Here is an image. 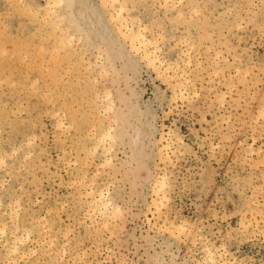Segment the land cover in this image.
Returning <instances> with one entry per match:
<instances>
[{"label": "rangeland", "instance_id": "obj_1", "mask_svg": "<svg viewBox=\"0 0 264 264\" xmlns=\"http://www.w3.org/2000/svg\"><path fill=\"white\" fill-rule=\"evenodd\" d=\"M51 1L52 28L46 0H0V264H264V0L114 2L176 69L175 99L115 45L95 0ZM100 192L103 215L88 209Z\"/></svg>", "mask_w": 264, "mask_h": 264}, {"label": "bare ground", "instance_id": "obj_2", "mask_svg": "<svg viewBox=\"0 0 264 264\" xmlns=\"http://www.w3.org/2000/svg\"><path fill=\"white\" fill-rule=\"evenodd\" d=\"M95 2L97 5L98 13L101 17L103 26L105 28H107V30L109 31L111 38L113 39L115 45H117L123 51V54L125 56L131 57L132 59H134V58L137 59L138 62H141L148 70H150L152 73H154L156 78L160 79V81H162V83L166 82L168 87L172 91V96H171L172 99L177 98V96L183 97L184 96V89L182 88L183 85L180 82L179 75L175 71L176 69L174 67L173 68L175 70L172 69L171 67L164 66L158 60L157 55H155V52L150 51L148 49L149 44L143 39L144 38L143 35H141L138 30L134 31L131 28L132 26L129 27L125 23L126 18L125 19L121 18V11H118L120 8H118L117 10H114L113 7L111 6L112 4H114V2H117V1L116 0H95ZM49 3H51L53 5L56 4L51 0H46V2H45L46 7ZM163 3H164L166 8L169 7L168 3L170 4V2L165 0V2H163ZM171 3L173 4V1ZM106 4L109 6L105 7ZM51 10L52 9L44 10L42 17H43V20L45 22H47L50 25V27L52 28L53 24H51L52 20L50 17ZM62 39L63 38H61V40H57V42H56V45L58 46L59 50L64 49L63 46L65 45V43H64L65 41L63 42ZM150 44H153V43H150ZM58 48L56 49L55 47H53L51 52L57 51ZM155 51H156V49H155ZM107 140H110V135L107 132L101 133L98 137H96L94 139L96 149L99 147L102 148V153H101L102 156L104 154L108 153V152L106 153V150H104V147H103L104 143ZM156 143H157V149H156L157 151H155L156 157L159 161H163L164 152L168 149L169 145L164 141V137H162V136L157 140ZM93 149H95V148H93ZM91 154L93 155V152H91ZM104 164H106V163H104ZM164 186H165V182L163 180H159V181L155 180L154 183L149 187V188H151L150 189V196H149L150 197V203L147 206H148V211L151 212L152 216L155 214H157V215L160 214L159 211H160V207L162 204H160L161 202L159 201V193L164 188ZM91 194L93 196V192ZM109 203L110 202L107 201L105 194L100 192L98 194L97 199L95 197H91V201L88 202V209L92 210L93 212L97 211L103 215L109 210V205H110ZM0 232L4 233L5 228H2L0 230ZM176 232H179L180 234L183 233L184 232L183 227L176 228ZM8 236L11 237V234H9ZM171 238L175 239V235L172 234ZM15 240L16 239L13 240V246L15 244ZM22 245L23 244L19 245V247ZM13 246H12V248H13ZM11 253L13 255H16L12 252V249H11ZM208 263L209 264H220L219 262H216L213 259V255L211 254V252L208 253ZM199 264H204V263H199Z\"/></svg>", "mask_w": 264, "mask_h": 264}, {"label": "snow or ice", "instance_id": "obj_3", "mask_svg": "<svg viewBox=\"0 0 264 264\" xmlns=\"http://www.w3.org/2000/svg\"><path fill=\"white\" fill-rule=\"evenodd\" d=\"M109 5H105V7H108ZM112 7H117L115 4H112L111 5ZM12 7L13 8H16V7H18L17 5H12ZM21 9H23L24 11H27L28 12V14L29 15H31V14H35L37 17L40 15V13L39 12H35V9H36V5H20L19 6ZM56 7V5H53V4H51V3H49L48 5H47V8L48 9H54ZM191 7H196V6H191ZM120 11H123V6H120ZM195 15H199V12L197 11L196 13H195ZM164 39V36H163V34H161V35H159V37H158V40H163ZM191 60H189V62H188V67H189V69L191 68ZM189 83H191V81H189ZM37 84H38V81H37ZM36 87H37V85L36 84H34L33 85V92H35V90H36ZM260 119H262V120H264V99H262L261 100V109H260V117H259ZM55 119L59 122L60 121V115H59V113H57L56 114V117H55ZM64 125H63V123H58V127H63ZM29 143H31V140H29ZM12 155L13 156H15L16 155V150L14 149L13 150V152H12ZM26 159H27V157H25ZM0 167H4V168H6L7 167V165L5 164V162H4V159H2V158H0ZM14 215H16L17 216V218L19 217V201H17V211H16V213H14ZM16 232L18 233L19 232V228L17 227V229H16ZM0 235H4V233L3 232H0ZM33 235H34V233L33 232H31V231H29V232H27L26 233V237H18L16 240H15V244H14V246H13V248H12V252L14 253V254H16V255H20V253H21V249H20V247H19V245H21V244H25V243H27V242H31V240H32V237H33ZM66 239H67V237H66ZM37 253L36 252H32L31 253V255H36ZM28 255V252H27V250H25V257ZM10 264H19V261H13V262H10Z\"/></svg>", "mask_w": 264, "mask_h": 264}]
</instances>
